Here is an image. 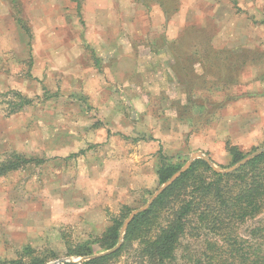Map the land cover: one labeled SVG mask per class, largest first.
Segmentation results:
<instances>
[{"label": "rangeland", "instance_id": "374dc122", "mask_svg": "<svg viewBox=\"0 0 264 264\" xmlns=\"http://www.w3.org/2000/svg\"><path fill=\"white\" fill-rule=\"evenodd\" d=\"M97 1L0 0V162L10 153L44 160L0 178V262L27 245L56 256L47 264L87 258L67 257V245L92 242L93 256L114 253L122 227L113 249L104 251L96 240L123 207L131 214L148 203L160 187L161 155L182 168L200 153L227 169L228 147L249 154L264 148V0H235L233 11L221 7L213 17L212 0L203 2L198 16L171 19L168 82L160 80V67L153 82L138 71L147 67V42L123 43L130 31L142 37L151 27L148 19L129 21V12L106 17L105 27L115 26L123 43L119 54L104 56L103 69L95 68L82 39L97 25L85 16L86 6ZM103 5L115 11V0ZM225 28L231 32L218 40L234 46L210 48ZM151 84L157 95L147 97ZM11 91L32 105L12 114L19 102ZM207 254L204 239L190 237L173 264H212ZM138 256L134 245L108 264H141Z\"/></svg>", "mask_w": 264, "mask_h": 264}, {"label": "trees", "instance_id": "16d2710c", "mask_svg": "<svg viewBox=\"0 0 264 264\" xmlns=\"http://www.w3.org/2000/svg\"><path fill=\"white\" fill-rule=\"evenodd\" d=\"M232 3L236 6L235 0ZM17 23L31 38L26 23L21 19ZM10 94L19 102L12 104V114L32 105V100L19 92L11 91ZM227 152L231 166L249 154L236 146L228 147ZM166 160L165 156H160L161 164L156 172L160 186L181 168ZM43 163L39 158L10 153L0 162V178ZM129 214V209L123 207L120 215L111 220V226L96 240L104 251L118 244L120 229ZM260 216H264V152L227 173L217 172L205 160L196 159L146 210L135 215L118 250L90 258L94 254L90 247L92 242L75 247L67 245V257L89 259L63 264H108L134 245L141 264H173L176 251L190 237L204 239L207 259L212 264H264V222L261 220V225L249 229L247 235L241 233L244 225ZM55 259L50 251H37L27 245L16 258L0 264H47Z\"/></svg>", "mask_w": 264, "mask_h": 264}, {"label": "crops", "instance_id": "0c3cea01", "mask_svg": "<svg viewBox=\"0 0 264 264\" xmlns=\"http://www.w3.org/2000/svg\"><path fill=\"white\" fill-rule=\"evenodd\" d=\"M208 1L212 0H115L116 7L115 11L113 13H110V10L106 9V6L103 5L105 0H98L97 6H92L88 4L87 2L85 4H88L85 9V16L88 18H94L96 19V24L92 27L93 31L91 33H87V35H83L82 43L85 44L86 48L90 50L94 55V63L95 68L100 70L102 67V64L105 63L104 56H107L109 53L112 52V56H116L119 54L120 46L123 43L121 32H116V27L113 26V28L105 27V19L106 17H116L117 13L119 15L121 13H124V16H127L125 12H129L128 18L129 21L133 22V19L137 22L136 25H139V23L142 22L141 19H148V26L150 28H146L143 30L144 36L142 37H136L133 38L132 31H130V36L127 38L123 44L125 43H138L139 40H145L146 48L147 49V56L145 63V69H139V72H146V74H149V81H154L153 76L154 74L157 75L158 68L160 67L162 69V73L160 75V80L162 81H169L170 79V52H169V38H168V28H169V22L171 19L179 18V19H185L188 13H197L199 9H202L204 6V3H207ZM233 0H221L218 2V0H213V4L210 6L209 14L210 16H216L218 14V11H220L221 7H225L228 9V7H231V11H233L232 8H235V6L232 3ZM172 3H176V5L173 7ZM210 5V4H209ZM88 10V11H87ZM1 15L7 16L6 10H1ZM213 12V13H212ZM82 11H79V15H82ZM194 16H198V14H194ZM262 16V15H261ZM138 19V20H137ZM262 21V19H261ZM139 22V23H138ZM143 23V22H142ZM187 23V22H186ZM145 24V23H144ZM187 24L181 25L177 28L178 32L180 29L184 28ZM141 26V25H140ZM227 27V26H226ZM97 30V31H96ZM114 30L113 33L110 31ZM31 32V31H30ZM138 30L136 29V35ZM225 32H231L225 29L220 31L219 34L215 36V38L211 41L210 48L217 50V49H225V48H231L234 46V41L228 40V41H219L218 38L223 40V35ZM31 34V33H30ZM113 34V35H108ZM97 36V37H96ZM176 38V37H171ZM232 38V34H231ZM128 39L130 41L128 42ZM263 39L264 42V23L261 22V40ZM163 40V43L160 42ZM165 40V41H164ZM172 40V39H171ZM109 45L110 47H106L105 45ZM113 44V45H111ZM238 45H240L238 43ZM106 49H109L107 52ZM113 50V51H112ZM119 57V56H118ZM118 57L114 58V61ZM132 63H140L138 59L132 60ZM103 69V67H102ZM171 71V70H170ZM103 72V70H102ZM173 74V71H171ZM158 76V75H157ZM155 77V76H154ZM154 84L150 85V88L147 90V93L145 94L147 97H154L157 94L154 93L155 90L153 89ZM153 89V90H152ZM261 101L263 100L264 103V97H261Z\"/></svg>", "mask_w": 264, "mask_h": 264}, {"label": "water", "instance_id": "95a60500", "mask_svg": "<svg viewBox=\"0 0 264 264\" xmlns=\"http://www.w3.org/2000/svg\"><path fill=\"white\" fill-rule=\"evenodd\" d=\"M264 152V148L260 149V150H257L249 155H247L244 159H242L240 162H238L237 164L231 166L230 168L228 169H224V170H221L219 169L218 167H216L207 157L203 156L202 154L200 153H196L194 155H192L190 161L185 164L182 168L179 169V171H177L167 182H165L164 184H162L158 189L157 191L154 193V195L150 198V200L148 201V203L140 208V209H137L135 211H133L129 216L128 218L124 221L123 223V226H122V229H121V236L119 238V244L117 245V247H115L113 250H111L110 252H114L115 250L118 249V247L121 245L122 243V238H123V235L125 233V230L128 226V224L130 223V221L135 217V215H137L138 213L140 212H143L144 210H146L151 204L152 202L156 199V197L166 188L168 187L173 181H175L182 172H184L185 170H187L189 168V166L191 165V163L196 159V158H200V159H203L205 160L215 171L217 172H221V173H227V172H232L234 170H236L237 168H239L240 166H242L243 164L247 163L248 161H250L251 159H253L254 157H256L257 155L261 154ZM108 252V253H110ZM96 256H93V257H90V258H95ZM89 258H86V259H82L81 261H84V260H87ZM80 261V262H81ZM64 261L60 260V261H57L55 262L54 264H59V263H63Z\"/></svg>", "mask_w": 264, "mask_h": 264}]
</instances>
